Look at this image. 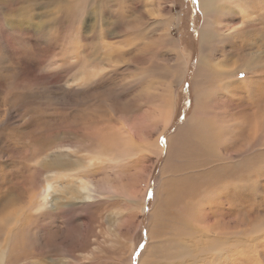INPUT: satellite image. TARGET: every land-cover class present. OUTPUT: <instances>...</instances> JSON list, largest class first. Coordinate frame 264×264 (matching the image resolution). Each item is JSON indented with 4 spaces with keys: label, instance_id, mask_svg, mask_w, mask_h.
Segmentation results:
<instances>
[{
    "label": "rangeland",
    "instance_id": "obj_1",
    "mask_svg": "<svg viewBox=\"0 0 264 264\" xmlns=\"http://www.w3.org/2000/svg\"><path fill=\"white\" fill-rule=\"evenodd\" d=\"M249 5L264 22V0ZM205 21L193 0H0L1 264H147L164 237L190 254L152 263L264 264V135L252 140L264 126V64L251 83L243 70L232 78L234 126L213 142L217 156L179 132L196 82L216 78L202 79L205 57L240 69L203 37ZM181 181L197 184L186 200L211 192L195 201L193 231L171 214Z\"/></svg>",
    "mask_w": 264,
    "mask_h": 264
},
{
    "label": "bare ground",
    "instance_id": "obj_2",
    "mask_svg": "<svg viewBox=\"0 0 264 264\" xmlns=\"http://www.w3.org/2000/svg\"><path fill=\"white\" fill-rule=\"evenodd\" d=\"M248 1L251 2L253 0H248ZM248 1L245 0V4H244V3H242L243 0H199L200 8L202 9L204 16L206 17V21H205L206 23H205V27L203 29V37H205V36L214 37V35H215L216 40H217L216 44L219 45L221 49L223 48V51L221 50L222 53H221L220 57H222L223 60L231 61L234 65H237V64L240 65L239 70H237V67H235V68L230 67V68H225L221 71L219 69L218 65L211 64V58H213V56L209 55V56L205 57L206 69H205V67H203L199 71L200 74H203L201 77L204 80L208 79L209 76H212V75L215 76L216 78L213 82V85L210 88H205L203 85L200 86L199 83H201L203 80H200L199 83H198V81L196 82L197 86H196L195 113L191 117V119L182 128H180L179 132H185L184 140H186V142L188 144H190L195 149V151L196 150L202 151L201 153L205 156L207 154L208 156H210L209 158H213V157L217 156V152L212 150L213 142L221 140V139H225L227 137V134L230 133L231 129L234 126V124L230 120L229 114H227L228 113L226 110L227 105L224 104V103L228 104V102L226 101L227 98H232V96L230 95L231 94V87L233 84L232 78L238 76L243 70V72L247 73V75H248V77L245 79L244 84L246 85L247 83H251V80H253L255 78V73L261 75V67H263V64H264V22L261 19V14H260L261 12L259 11L260 9H258V11H255L253 13V9L249 5ZM260 2H261V0H260ZM226 3H228L227 6L224 5ZM20 4L21 5L24 4V6L26 5L25 3H23V4L20 3ZM30 8H32V4H31ZM221 14L225 15V17H226L225 21L230 23V25H227L226 27L222 26L223 23L219 22V19H221V17L219 19L217 17V15L219 16ZM238 15H241V17H238ZM251 16H253L254 19L251 18ZM255 19L257 21H253ZM174 20H175V18H173V20H171V21L173 22ZM238 21H239V23H236ZM240 22H241V24H240ZM253 22H257V23L255 24ZM240 25H242V26L239 27ZM217 30H218V32H217ZM166 37H169V36H166ZM217 60H218L219 65L222 64V61H221V59H219V57L217 58ZM256 70H257V72H256ZM260 82H262V81L259 79V83ZM194 84H195V81H194ZM168 115H169V113H168ZM170 120H171V117L164 119L165 126L170 122ZM263 128H264V126H261V127L257 126L256 127V129L253 131V134H252V140L253 141L259 142L260 140H262L263 135H264L263 134L264 132H262ZM162 145H163L162 138L157 137L155 149H158L160 154L164 151V148ZM176 147H177V145H176ZM184 154H186V153H184ZM197 154H199V153H197ZM201 159L202 158L200 157V159H198V160H201ZM191 161H189V162L191 163ZM196 162H198V161H196ZM183 167L181 170H184ZM222 169L226 170L227 168H222ZM86 173H88V172L86 171ZM172 175H173V173H172ZM185 175H187V174H185ZM243 175H244V173L240 176L241 181L243 179ZM223 176H225V175H223ZM246 176H248V175H246ZM199 177H201V176H199ZM182 178H183V176H182ZM195 178H196V176H195ZM84 179H85V177H84ZM192 179H194V178H192ZM240 179H239V181H240ZM249 179H250V177H249ZM225 180L226 181H224L222 183L221 188H224L227 185L229 186V183H228L229 180L227 181L226 178H225ZM195 181H197V180H195ZM219 181H220V179H219ZM232 182H234V181L232 180ZM88 183H92V182L88 181ZM168 184L170 185L169 182H168ZM176 185H175L177 187V189L175 191L176 197H178V196H181V197H180L179 201H177L175 203L173 202V204H172V212H171L172 218L173 217L179 218L180 219L179 222H182V218H183L185 221L184 225L186 227H191L190 229H192L193 227H192V224L189 221V219H191V217L195 215L196 211H198V210L202 211V208H203L202 204H200V203L196 204L197 198L199 196H203V198H205V197L207 198V196L209 194H211V192L206 193L204 191H201L200 187L194 188V189H192L193 196L192 197L189 196L190 198H188V200H186L185 199L186 197H184V196L185 195L188 196V194H187V192L189 191L188 188L194 187L197 184L193 185V184H189V183L181 181ZM175 186H172V187L174 188ZM235 186H237V185H235ZM230 189H233V188H230ZM173 192H172V194H173ZM71 194H73V193H71ZM221 194H223L222 191H221ZM72 196H75V195H72ZM77 197L78 196L75 197V199L77 201H85L84 197H80L78 199H77ZM182 197H184L183 201H181V199H183ZM208 201H210V200H208ZM207 204H209V202H207ZM160 213H162V212H160ZM163 213L166 215V210H163ZM201 214H202V212H201ZM206 214H208V213H206ZM197 215H195V216H197ZM204 215L201 216L202 217L201 219L204 218L203 217ZM168 216H170V215L168 214ZM209 216H211V215H209ZM195 219H197V218H195ZM160 223L163 225V222H160ZM16 226L18 227V225H16ZM17 227H15V228L17 229ZM15 228L13 229V233H14V230L16 232ZM187 229H189V228H187ZM193 230L194 229H192V231ZM148 233H149V231H148ZM194 233H196V232L194 231ZM9 235H11V234L9 233ZM15 235H17V234H15ZM151 237H149V238H151ZM14 239H15V237H14ZM215 239H214V241H215ZM158 240H159V238H158ZM152 241H155V240H152ZM152 241L149 244L150 247L148 249H146V252L144 253V256L142 258V260H144V257L146 254L150 255V258H149L147 264H155L152 262H153V260L157 259V256L164 258V260L165 259L168 260L170 258L175 259L176 256L179 258L180 257L182 258V257L190 254L188 251L189 248H188L187 244L182 242V241L166 239V237H164V239H162V240L160 239V241H158L157 243H154V244L152 243ZM216 242H218V241H216ZM221 242L222 241H220V243ZM7 243H9V242H7ZM12 244L13 243H11V245ZM221 245H223V244H221ZM9 246H10V244H9ZM217 246H218V244H217ZM218 248H219V246H218ZM220 253H221V251H220ZM141 261H140V263H141ZM144 262H146V261H144ZM0 264H1V262H0ZM143 264H145V263H143Z\"/></svg>",
    "mask_w": 264,
    "mask_h": 264
},
{
    "label": "snow or ice",
    "instance_id": "obj_3",
    "mask_svg": "<svg viewBox=\"0 0 264 264\" xmlns=\"http://www.w3.org/2000/svg\"><path fill=\"white\" fill-rule=\"evenodd\" d=\"M125 2H126V3H130V2H131V0H125ZM193 2H194V3H198V2H199V0H193Z\"/></svg>",
    "mask_w": 264,
    "mask_h": 264
}]
</instances>
